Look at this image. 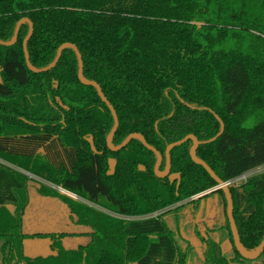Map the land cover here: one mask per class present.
<instances>
[{
    "label": "trees",
    "instance_id": "obj_1",
    "mask_svg": "<svg viewBox=\"0 0 264 264\" xmlns=\"http://www.w3.org/2000/svg\"><path fill=\"white\" fill-rule=\"evenodd\" d=\"M26 18L34 68L52 64L64 44L79 49L85 78L100 84L118 116L114 147L144 136L165 173L167 149L194 135L198 158L224 184L264 165V0H0V39L11 41ZM29 29L0 45V264H264V251L257 259L238 252L226 195L193 161L194 142L172 149L166 178L139 139L111 151L115 119L96 88L80 82L74 49L55 69L35 73L23 50ZM23 172L49 183L40 194L91 229L88 245L66 249V234L25 232L31 179ZM231 191L242 245L256 251L264 173ZM213 196L223 224L202 222L203 234L187 212L193 207L196 217ZM218 230L231 242L228 257L210 236ZM32 238L51 239L52 253L26 256Z\"/></svg>",
    "mask_w": 264,
    "mask_h": 264
},
{
    "label": "rangeland",
    "instance_id": "obj_2",
    "mask_svg": "<svg viewBox=\"0 0 264 264\" xmlns=\"http://www.w3.org/2000/svg\"><path fill=\"white\" fill-rule=\"evenodd\" d=\"M1 81V76H0ZM115 162L111 161V168L113 169ZM27 175L31 180L29 183V205L27 207V219L28 223L31 225H27L24 228L25 232L28 235L34 234H66L67 237L63 240V245L66 249H79L80 247H85L90 242V236L88 235L91 232V229L88 227L78 226L76 224L75 218L71 216V212L68 208L65 207L63 203H61L58 199L55 198H44L38 188L40 184H47L43 180L35 177L34 175L23 172ZM264 173V165L260 168L253 170L250 176H257ZM53 188L61 191L57 186L51 185ZM62 193L66 194L64 191ZM70 195V194H69ZM72 196V195H71ZM77 198V197H75ZM219 198L217 196H213L208 198L207 200H203L200 203V208L196 213V217H194V208L187 212L189 218L186 220L190 226L200 225V231L203 234H206V227L202 225V222L208 223V227L218 229L222 226V217L220 211V205H218ZM108 214L116 218H122L130 221H138L150 217H138V218H129L123 216H117L105 209H102ZM190 213V214H189ZM157 215V214H156ZM152 216V217H156ZM205 217H204V216ZM25 216V217H26ZM42 223L40 225L37 223V220ZM170 218V217H169ZM205 232V233H204ZM76 236V237H75ZM211 238H215L218 241H222L224 253L229 256L228 253L231 249V242L226 241V235L221 230H218L217 233H210ZM194 245L199 248L198 242L194 239L192 240ZM25 246V255L28 257H36V256H48L52 253L51 249V239L46 238H32L28 239L24 242ZM200 251V250H199ZM249 253H255V251ZM196 257V255H195ZM196 259V258H195ZM197 260V259H196Z\"/></svg>",
    "mask_w": 264,
    "mask_h": 264
},
{
    "label": "water",
    "instance_id": "obj_3",
    "mask_svg": "<svg viewBox=\"0 0 264 264\" xmlns=\"http://www.w3.org/2000/svg\"><path fill=\"white\" fill-rule=\"evenodd\" d=\"M26 23L29 24L30 29H29V35L26 37V40H25V42L23 44V50L25 51L27 66L33 72H35V73H45V72H48V71H51V70L55 69L56 66H57V64L59 63L60 59L62 58V54H63V52H64V50L66 48L74 49V51L76 52L77 57H78V61H79V67H80V70H79V80H80V82H82L83 84H86L88 86H92V87L96 88V90H97L99 96L101 97L102 101L105 102L108 105L109 109L111 110L113 119H115V126H114L112 132L110 133V135L108 136L109 137L108 138V147H109V149L111 151L118 152V151L122 150L123 148L127 147L132 140L139 139L142 142V144L144 145V147L146 149H148L149 151L157 154L158 162H157L156 167H155L156 174L159 177H161V178H166V177H169L170 174H171V163H172L171 151H172V149L175 148V147H177V146H181L184 143H188L190 140H192L194 142V145H193V147L190 150L191 157H192L193 161L196 164L202 166L205 170H207V172H209L211 174V176L216 180V182L218 183V185L221 187L220 189L223 190V192L226 195L227 205H228V219H229V222L231 223V228H232V233H233V239L235 240V245H236V248H237L238 252L245 259L246 258L247 259H257V258H259V256L264 251V241H263L262 245L255 251V253H249L248 250L246 248H244V246L242 245V242L240 240L239 233H238V227H237V224H236V222L234 220V204H233V197H232L231 188L228 187L227 185H225L218 178V176L216 175V173L210 168V166L208 164H206L204 161H202V160H200L198 158V152H197V150H198V148H199V146L201 144L199 142L198 138L195 137L194 135H190L188 138H186L183 141H180V142L175 143V144H171V146L166 151V153H167L166 154V156H167V165H166V170H165L166 172L165 173H161V171H160V166H161L162 161H163L162 154L159 153L155 148L151 147L147 143L146 138L144 136H142L140 134L130 135V137L122 145H120L118 147H114V145H113V141H114V138H115L114 136H115V134H116V132L118 130V127H119V119H118V116H117V114H116L113 106L111 105V103L105 97V95L103 93V90H102V87L100 86V84H96L94 82L88 81L85 78V76H84V67H83L82 54L79 51V49H77L72 44H64L59 49L58 55H57L55 61L52 64H50L49 66L45 67V69H42V70H39V69L34 68L32 66V64H31V61H30L29 50H27L28 42L30 41V39L32 38V36L34 34L33 33L34 24H33V22L29 18L23 19V20H21L17 24L16 29H15V36H14V38L11 41H9L8 43H6V42H3L0 39V45L5 46V47H9V46H12V45L16 44L17 41H18V39H19L20 28L23 25H25ZM223 131H224V124L222 123V131H221V133H220L219 136L222 135ZM71 197H73V196H71Z\"/></svg>",
    "mask_w": 264,
    "mask_h": 264
},
{
    "label": "built area",
    "instance_id": "obj_4",
    "mask_svg": "<svg viewBox=\"0 0 264 264\" xmlns=\"http://www.w3.org/2000/svg\"><path fill=\"white\" fill-rule=\"evenodd\" d=\"M251 173H252V171H251V172H248V173H246V174H243V176H241V177H239V178H237V179H235V180H232V181L226 182L225 185H227V186L230 187V188L239 189L240 186L243 185V183H245L250 177H252V176H250ZM220 188H221V187L219 186V189H220ZM208 193H209V192H208ZM208 193H206V194H202V195H199V196H196V197H194L193 199L200 198V197H202V196H204V195H207Z\"/></svg>",
    "mask_w": 264,
    "mask_h": 264
},
{
    "label": "crops",
    "instance_id": "obj_5",
    "mask_svg": "<svg viewBox=\"0 0 264 264\" xmlns=\"http://www.w3.org/2000/svg\"><path fill=\"white\" fill-rule=\"evenodd\" d=\"M37 220V223H39L40 225H42V223L39 221V219H37V217H36V219H35V221ZM76 221V220H75ZM24 223H25V227H27V225L29 224L28 223V219H27V216L24 218ZM29 225H31V224H29ZM52 234H54V233H52ZM76 237V236H75Z\"/></svg>",
    "mask_w": 264,
    "mask_h": 264
}]
</instances>
